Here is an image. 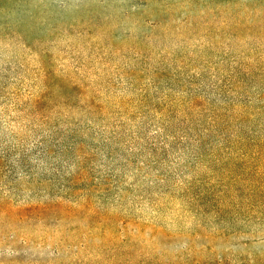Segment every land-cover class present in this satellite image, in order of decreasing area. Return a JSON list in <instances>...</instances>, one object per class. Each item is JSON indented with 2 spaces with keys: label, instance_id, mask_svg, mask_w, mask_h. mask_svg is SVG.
Segmentation results:
<instances>
[{
  "label": "rangeland",
  "instance_id": "1",
  "mask_svg": "<svg viewBox=\"0 0 264 264\" xmlns=\"http://www.w3.org/2000/svg\"><path fill=\"white\" fill-rule=\"evenodd\" d=\"M237 1L202 31L172 0L0 1V264H264V0Z\"/></svg>",
  "mask_w": 264,
  "mask_h": 264
},
{
  "label": "trees",
  "instance_id": "2",
  "mask_svg": "<svg viewBox=\"0 0 264 264\" xmlns=\"http://www.w3.org/2000/svg\"><path fill=\"white\" fill-rule=\"evenodd\" d=\"M6 1V0H0ZM202 0H172L171 3L166 5H162V11L164 13V19H162V23L170 24L171 26L176 27L178 23L184 24V29H192L196 31L203 30V14H201L202 9ZM245 0H238L235 4L241 10L244 6ZM161 5V4H160ZM250 13L244 17H251L253 14L257 13V10L261 7L260 0H249ZM254 6V8L252 7ZM13 7L7 8V10H12ZM195 12V13H194ZM180 20V21H179ZM242 23V18L238 16L236 18V24L240 27ZM171 28V27H170ZM43 69V67H42ZM47 207V206H44ZM41 209V208H40ZM66 211H70L69 207H66ZM88 217L91 218L92 221L97 222L101 216L95 214H88ZM108 220L113 221L112 223L116 228V235L119 233L125 238L126 243H136L141 240H151L150 238H146L145 236H139L149 225L144 222H138L137 220L127 219L126 217H120V215H108ZM106 226L105 220L99 221L94 226L96 229H102ZM129 228L132 232L136 233L137 236H133V233L129 232ZM155 233V228L152 226L150 237H152ZM108 239V238H107ZM116 239V238H115ZM56 241V240H55ZM165 264H172V262H168ZM192 264H207L206 262H201L199 260H193Z\"/></svg>",
  "mask_w": 264,
  "mask_h": 264
}]
</instances>
